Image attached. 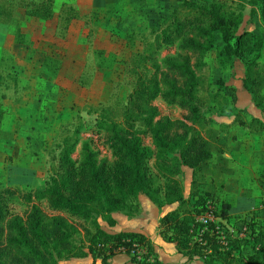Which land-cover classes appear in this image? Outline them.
Listing matches in <instances>:
<instances>
[{"label":"trees","instance_id":"16d2710c","mask_svg":"<svg viewBox=\"0 0 264 264\" xmlns=\"http://www.w3.org/2000/svg\"><path fill=\"white\" fill-rule=\"evenodd\" d=\"M55 1L20 0L17 5L31 19L47 21L54 17ZM241 2L251 8L250 14H259L264 30V0ZM77 17L73 6L62 5L58 24L66 30ZM241 19L240 14L218 1L206 5L180 2L170 23L154 31L151 42L131 57L129 72L134 75V83L121 120L98 110L92 130L103 139L109 158L100 157L87 140L81 143L79 158L73 161L71 156L82 132L78 129L73 138L62 140L58 171L43 188L0 189V264H58L75 258L108 264L119 253L133 264H162L151 241L142 234L107 233L101 225L114 226L112 215L116 213L136 215L140 196L158 209L179 206L160 218L159 234L174 243L188 261L198 258L205 264H264V220L258 214L255 221L238 220L248 224L250 234L246 239L234 237L230 229L236 223L229 214L230 204L222 201L218 213L208 192L196 182L213 159L211 136L205 129L209 123L203 121L197 99L204 83L202 58L212 50L215 35L222 44L218 52L222 60L230 64L237 59L246 62L243 87L253 106L264 113V66L258 63L264 41L252 33L238 32ZM167 49L173 51L172 55L159 59ZM3 78L0 73V83ZM156 99L185 111L184 121L160 116L153 105ZM258 124L264 128V124ZM211 134L213 140V131ZM145 139H150L151 146L144 143ZM184 168L191 171L196 187L188 198L181 185ZM258 185L264 193V179H259ZM207 203L215 208L218 226L226 236L225 245L217 242L216 234H205L202 244L194 240L199 231L196 219ZM17 205L25 208L22 215L12 212ZM80 235L82 240L77 243ZM247 249L250 252L245 255Z\"/></svg>","mask_w":264,"mask_h":264},{"label":"rangeland","instance_id":"374dc122","mask_svg":"<svg viewBox=\"0 0 264 264\" xmlns=\"http://www.w3.org/2000/svg\"><path fill=\"white\" fill-rule=\"evenodd\" d=\"M56 1L55 12L59 15L62 5L66 4ZM181 1L122 0L116 8L93 10L86 16H80L75 8L78 17L62 30L58 16L57 21L31 19L18 7L20 0H0V73L4 76L0 83V189L43 188L58 171L62 140L73 138L78 129L82 132L71 156L73 161L79 158L80 145L87 140H91L92 148L100 157L109 158L103 139L93 131L98 110H106L113 119L121 120L134 83V75L129 72L131 57L151 42L154 31L170 23ZM190 1L202 5L213 1L223 3L229 11L231 8L241 15L238 32L252 33L264 41L259 14H250L251 8L245 2ZM221 46L215 35L212 50L202 58L200 71L204 83L199 88L197 105L203 121L209 123L205 129H209L211 136L213 159L202 176L196 177V182L208 192L218 213L221 202L226 200L227 184L238 194L253 197L254 200L236 197L237 206L246 212L255 202L256 206L264 203V198H260L264 193L258 185V180L264 179V128L258 124H264V113L253 106L243 87L246 62L239 59L232 64L225 62L218 56ZM78 52L84 53V68L80 73L74 70L71 72L75 73L68 74L64 66L69 56ZM172 53L164 50L159 59ZM258 63L264 66V48ZM20 81L31 83L34 91L28 93V98L27 91L23 90L27 84L20 87ZM23 92L26 93L22 98ZM153 105L160 116L184 121L186 112L178 107L169 106L161 99H156ZM252 119L256 123L250 124ZM203 135L206 136L204 132ZM144 143L151 146L150 139ZM191 181V171L183 169L181 185L185 198L196 188ZM178 207L147 209L143 206L135 218L116 214L114 217L121 228H141L145 224L151 231L160 214L163 216ZM24 209L17 205L12 212L22 215ZM258 218L264 220L263 211L258 212ZM101 225L106 231L116 230V226ZM81 240V235L76 237L77 243ZM157 240L160 258L173 259L175 246L163 244L160 238Z\"/></svg>","mask_w":264,"mask_h":264},{"label":"crops","instance_id":"0c3cea01","mask_svg":"<svg viewBox=\"0 0 264 264\" xmlns=\"http://www.w3.org/2000/svg\"><path fill=\"white\" fill-rule=\"evenodd\" d=\"M122 0H62V3L67 4H72L74 5L73 7L76 8L78 10V13L80 16H86L90 13V11L93 10H104L106 8H116V4L120 3ZM57 2V1H56ZM56 6V3H55ZM55 6H54V17L53 19L57 21V16L58 13L55 12ZM60 9V8H59ZM52 19V20H53ZM84 24V22L82 23V25ZM73 25V24H72ZM85 65V56L84 53L78 52L75 55H70L69 59H68V63L64 66V70H66V72L68 71V74H73L75 72H71V71H76L79 72L84 68ZM65 68H68L65 69ZM25 73V72H24ZM26 83V82H25ZM25 83L23 84L22 81H20V87H25ZM23 84V85H22ZM26 88L28 90L23 89L24 91H27V96L26 98H28V93L29 92H33V88L31 87V83H26ZM26 92L22 93V98L25 95ZM38 94V93H37ZM25 98V97H24ZM186 169V168H184ZM229 179H232V177H230ZM229 184H227V187L224 191V197L227 200V202L230 204V209H229V214L230 216H232L234 219V222L236 223V225L234 224L235 229H238L241 225H242V221L245 219H253L254 221L256 220V218L254 217L255 214H258L259 211H263V209L261 208V206L258 204L256 206V202L255 204H252V206H250L249 210L246 212H243L244 209L239 208L237 206L238 203V198L241 200H254L253 197H247V195H243V194H238V191L236 190H232L231 188L229 189ZM238 196V198L236 199V197ZM147 200V201H146ZM147 202V203H146ZM138 203L139 205V212H141V209H143V206L146 207L147 209L152 207L155 208L156 207L145 197L140 196L138 198ZM139 212L134 215V216H127L125 214L122 213H116V215H123L125 217L128 218H135L139 215ZM243 212V213H242ZM264 212V211H263ZM115 214L112 215V218L115 220V225L112 226L111 228H114L116 226V230L115 231H106L103 227V229L107 232V233H118V232H133V233H140L143 236H145L147 239H149L152 243L153 249H154V253L156 255V258L162 263V264H205L203 261L199 260L198 258H193L192 260H187V258L183 257L182 254H180L174 243L172 242H168L163 240V238L160 236L159 234V220L162 217V215L160 214L159 219L157 220L156 225H154V227H152L151 231L150 229H147V227H145V224H143V227H136V228H121V226L118 225V219L116 217H114ZM238 220H242V221H238ZM238 221V223L236 222ZM245 222V221H244ZM110 228V229H111ZM157 238L161 239L163 244L165 245H174L175 246V257H173V259H168V260H163L160 258L158 252H159V248H160V244L159 241L157 240ZM250 252L249 249L244 250V254L248 255ZM59 264H93L92 260L90 258H75V259H68L65 260L64 262H60ZM97 264V262L95 263ZM108 264H133L130 262L129 258L123 254V253H119L116 254L114 256H112L109 261Z\"/></svg>","mask_w":264,"mask_h":264},{"label":"built area","instance_id":"2783aa9c","mask_svg":"<svg viewBox=\"0 0 264 264\" xmlns=\"http://www.w3.org/2000/svg\"><path fill=\"white\" fill-rule=\"evenodd\" d=\"M261 208L264 211V203L261 205ZM214 212H215V208L210 203H207L206 210L204 211V213L199 217H197L196 219V222L199 224V231L197 235L194 236V240L201 242L202 244L205 243L202 242L203 236L205 234L207 233L216 234L217 242L221 245H225L226 236L218 226L219 218L215 216ZM209 227H213V228H209ZM230 230H231L230 233L238 239H246L247 237H249L250 234V228L248 224H243L238 229L232 228ZM97 263L100 264L99 261Z\"/></svg>","mask_w":264,"mask_h":264}]
</instances>
